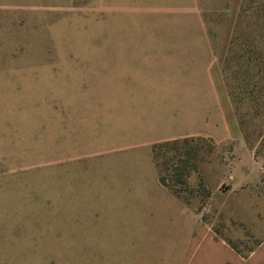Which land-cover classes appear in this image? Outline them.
Here are the masks:
<instances>
[{
    "label": "rangeland",
    "instance_id": "obj_1",
    "mask_svg": "<svg viewBox=\"0 0 264 264\" xmlns=\"http://www.w3.org/2000/svg\"><path fill=\"white\" fill-rule=\"evenodd\" d=\"M156 1L0 0V264H216L218 238L242 257L264 241V0H237L223 58L240 138L153 146L158 177L204 225L198 254L191 221L145 220L125 195L132 149L111 143L105 72L116 43L168 18ZM200 1L218 45L230 0Z\"/></svg>",
    "mask_w": 264,
    "mask_h": 264
},
{
    "label": "crops",
    "instance_id": "obj_2",
    "mask_svg": "<svg viewBox=\"0 0 264 264\" xmlns=\"http://www.w3.org/2000/svg\"><path fill=\"white\" fill-rule=\"evenodd\" d=\"M166 2L170 4L168 18L144 25L143 41L113 47L120 52L110 58L105 72L110 81L108 96L115 99L106 122L115 132L110 134L116 137L111 141L116 149H132L119 156L128 169L130 188L125 195L139 205L136 208L147 215L145 220L162 217L185 229L191 221L189 250L198 254L195 238L198 228L203 237L204 225L160 183L153 146L198 137L216 143L240 138L222 76L237 0H230L218 45H212L200 0L153 3L163 9ZM218 240H213L216 264H264V241L242 257L224 240Z\"/></svg>",
    "mask_w": 264,
    "mask_h": 264
},
{
    "label": "trees",
    "instance_id": "obj_3",
    "mask_svg": "<svg viewBox=\"0 0 264 264\" xmlns=\"http://www.w3.org/2000/svg\"><path fill=\"white\" fill-rule=\"evenodd\" d=\"M262 60H263V62H264V57H262ZM263 72H264V69L263 70H261V75L263 74ZM262 77H263V75H262ZM262 82H264L263 81V79H262ZM256 93L258 94L259 93V96H256ZM256 93H254V96L256 97V99H259V98H261V97H263V95H262V93H264V85H262V87H260L259 88V91H257ZM180 140H176V141H173V142H168V143H162L161 145H164V146H174L177 142H179ZM161 145H158V146H155V148H154V158L156 159V148L158 147L159 148V146H161ZM181 162V161H180ZM179 162V163H180ZM170 172L172 173V174H169L168 175V177H170V178H174V179H176V181H178L180 184H184V177L186 178L187 177V174L189 173V172H181V171H179V169H173L172 167H170ZM159 181H160V183L165 187V188H167L168 190H170V192L174 195V196H176L177 198H179V196H178V193H176V192H174V190H172L171 189V187H169V185L167 184V182H166V178H163V177H160L159 176ZM180 199V198H179Z\"/></svg>",
    "mask_w": 264,
    "mask_h": 264
}]
</instances>
